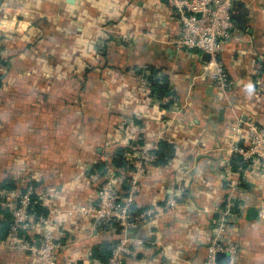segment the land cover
I'll use <instances>...</instances> for the list:
<instances>
[{"label": "crops", "instance_id": "crops-1", "mask_svg": "<svg viewBox=\"0 0 264 264\" xmlns=\"http://www.w3.org/2000/svg\"><path fill=\"white\" fill-rule=\"evenodd\" d=\"M231 1L245 16L219 56L230 80L220 93L200 75L202 54L173 44L168 0H0V185L13 186L0 187L12 193L0 195V219L6 211L12 224L16 195L30 186L31 211L47 218L59 246L55 264H103L92 249L114 237L80 211L95 199L97 165L127 147L131 162L134 147L166 140L173 158L146 167L132 207L159 206L178 185L179 203L130 233L144 246L123 264H201L231 191L224 241L237 248L236 264H264V180L252 165L232 170L231 149L245 138L230 130L239 117L264 124V0ZM146 68L170 97L150 94ZM45 226H20L19 238L38 243ZM12 239L9 227L0 264H31Z\"/></svg>", "mask_w": 264, "mask_h": 264}, {"label": "built area", "instance_id": "built-area-1", "mask_svg": "<svg viewBox=\"0 0 264 264\" xmlns=\"http://www.w3.org/2000/svg\"><path fill=\"white\" fill-rule=\"evenodd\" d=\"M171 16L176 20L179 30L173 44L179 49H186L207 54L208 60L201 65L200 75L208 79L220 93H226L230 80L219 60L226 44L233 38L236 23L232 16L231 0H168ZM149 73L143 71L142 81L149 86ZM234 134L244 132V144L233 146L231 152L238 156L242 163L252 165L259 178L264 180V124L255 119L235 120L230 129ZM239 139V138H238ZM155 147H136L131 158L132 176L127 181V190L123 189V176L118 175L111 167H107L104 178L97 176L96 195L90 207L81 208L83 213H94V229L101 234L114 237L110 253L104 264H123L124 258L136 254L144 246V241L130 236V233L146 220L155 218L177 207L182 193L178 185L159 206L133 210L135 196L140 192L139 179L144 175L146 167L153 164L157 157L153 153ZM230 186V185H229ZM229 188H233L230 186ZM9 193L0 190L1 196ZM33 194L29 186L23 193L16 195L17 204L11 212L12 224L10 232L14 247L26 251L31 264H55L59 246L55 243L54 232L44 215H36L31 211ZM224 205L216 212L213 220L214 231L207 246L206 257L201 264H236L237 248L224 241L228 224L235 214L233 191L223 201ZM258 215L264 217V199L258 206ZM46 225L38 243L24 241L17 236L20 226ZM49 224V225H48ZM225 254V262L218 261V256Z\"/></svg>", "mask_w": 264, "mask_h": 264}, {"label": "trees", "instance_id": "trees-1", "mask_svg": "<svg viewBox=\"0 0 264 264\" xmlns=\"http://www.w3.org/2000/svg\"><path fill=\"white\" fill-rule=\"evenodd\" d=\"M242 4H237L236 9L232 10V16L234 21L236 22L237 26H240V23L242 22V18L245 16L244 9ZM264 64V63H263ZM264 70V65L262 67ZM149 76L147 78V82L149 83V92L151 95L165 98L170 97L169 91L167 90L166 81L164 82L162 79L161 84H158L159 80H154V76L156 71L152 68H146L145 69ZM134 147V146H133ZM136 148V147H134ZM131 148H120L116 151L113 158H111V161L109 163V167H111L116 174L123 175L124 171L131 170L132 166L129 164L130 162L128 160H125L124 153L129 152ZM136 150L133 149V152ZM153 153L156 155L157 159L154 162L156 166H165L167 163L173 158L175 154V147L173 144L169 143L166 140H161L157 143L155 146V149L153 150ZM106 166L103 164L97 165V171L95 174H97L98 177L101 179L104 178L105 173L107 172ZM231 168L233 171H239L240 169H248L250 168V164H244L241 162L238 156H233L231 159ZM1 188L4 189H12V185L9 184V182H4L0 185ZM23 192V191H22ZM34 194L31 195V200L34 201ZM34 206V205H33ZM3 219H0V240H5L7 235H9V227H10V214L6 211L2 214ZM22 227L18 230L17 236L22 237ZM23 239H26L23 237ZM112 245V241L110 243H105L100 246L93 247L92 249V256L96 257L99 261H101L103 264L105 263L107 257L110 253V246Z\"/></svg>", "mask_w": 264, "mask_h": 264}, {"label": "water", "instance_id": "water-1", "mask_svg": "<svg viewBox=\"0 0 264 264\" xmlns=\"http://www.w3.org/2000/svg\"><path fill=\"white\" fill-rule=\"evenodd\" d=\"M202 60L207 61L208 60V55L203 53L202 54ZM221 114H222V111H220L219 115L221 116Z\"/></svg>", "mask_w": 264, "mask_h": 264}]
</instances>
